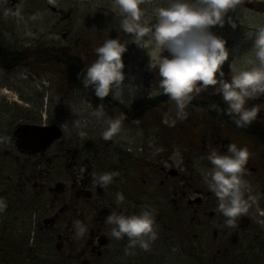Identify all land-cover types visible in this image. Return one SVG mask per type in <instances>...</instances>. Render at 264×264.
<instances>
[{"label":"flooded vegetation","instance_id":"flooded-vegetation-1","mask_svg":"<svg viewBox=\"0 0 264 264\" xmlns=\"http://www.w3.org/2000/svg\"><path fill=\"white\" fill-rule=\"evenodd\" d=\"M166 4L167 0H144L142 19L148 25L154 24V9ZM235 9H245L264 18V0H239ZM236 14L233 9L229 10L226 20L231 17L239 23ZM0 16L2 21H31L38 17L51 23L46 34L28 43L7 46L0 39V44L14 52L16 59L11 71L0 65L5 74H21L27 79V75L33 77L30 71L57 70L62 73V81L64 74V81L75 85L73 71L85 70L97 58L95 48L104 40L116 37L128 45L123 57L125 69H144L149 58L147 51L151 45L145 48L139 45L147 42L152 33L137 42L133 33L125 32L120 27L121 16L114 10L113 0H0ZM74 23H80V27L74 28ZM136 54L140 58L132 61V55ZM161 54L168 53L164 50ZM152 70L155 91L160 78L158 68ZM217 77L220 79L219 74ZM223 78L230 79L225 74ZM217 89L218 84L193 92L184 117L177 115L176 102L168 95L162 92L152 95L145 87L142 90L148 94L143 92L131 104H121L110 97L115 106L108 110L109 116L125 113L121 132L108 141L109 147L115 150L111 156L104 151L105 143L100 142L96 148L84 136L68 133V124L63 121H60L62 124L58 120L38 123L24 110L28 119L17 120L12 130H5L11 138L0 137V188L5 186V190H0V200L9 194L15 205L9 208L12 222L20 219V227L27 231L33 225L44 238L48 253L40 264H193L198 247H205V241L201 245L197 241L204 239L203 234L210 230L212 240L217 241L216 249L211 252L210 247L204 251L200 264H241L240 256H234L232 249L240 240L244 242L250 237L257 219L255 207L254 212L248 209L245 216L237 217L235 223L224 224L218 198L206 179H200L191 166L198 158L200 163L209 164L208 155L212 150L223 153L229 143H235L238 147L247 146L250 152L244 171L249 170L251 175L257 174L264 181V142L257 137L264 135V95L250 99L247 104L260 106L257 119L239 127ZM156 124L159 125L153 136L145 133ZM22 125H54L61 133L44 149L27 153L15 145L14 132ZM163 125L166 127L162 128ZM131 131L146 135L135 139ZM252 157L262 164L260 168L256 159L255 166H251ZM123 163L128 167L122 168ZM3 166L9 171L5 177ZM11 166L14 167L10 171ZM104 172L114 176L111 183L102 187L93 180L92 174ZM243 177L247 179L244 191L248 197L251 195L248 190L254 196H264V187L248 180L244 172ZM118 192L125 196L122 204H117ZM145 206L155 210L157 238L148 250L136 246L126 252L128 238L112 237V225L105 219L113 211L133 214ZM3 211H6L4 206L0 217ZM215 219L218 229L211 228ZM77 221L87 227L83 236L76 234ZM13 245L2 248V256L13 264H21L14 254V248L18 249ZM51 246L55 247L53 256ZM25 257V263L35 262L32 254Z\"/></svg>","mask_w":264,"mask_h":264},{"label":"clouds","instance_id":"clouds-1","mask_svg":"<svg viewBox=\"0 0 264 264\" xmlns=\"http://www.w3.org/2000/svg\"><path fill=\"white\" fill-rule=\"evenodd\" d=\"M239 0H167L166 6L154 9L156 22L148 25L143 20L144 0H113V8L121 16L120 27L127 33H133L137 42L149 32L152 38L140 44L142 48L151 45L147 54L150 57L149 68H158L159 85L154 92L166 94L176 102L177 115L186 116L185 107L192 99V93H199L208 85H217V91L227 105L239 127H245L255 121L260 113L259 105L247 106L250 99L264 95V24L258 25L249 37L253 39L248 52L254 60L250 66L233 67L230 79H224L222 66L229 61L228 41L212 29L224 27L226 23L236 27V22L226 16L235 9ZM166 50L167 55L161 53ZM97 58L87 66L83 83L91 86L101 100L108 97L121 104H131L139 85L135 77L127 76L124 54L128 45L116 38H108L95 48ZM154 62V63H153ZM232 67V65H230ZM219 74L220 79H218ZM126 76L128 82L126 83ZM125 90L128 98L125 97ZM92 115L104 122L102 137L110 140L122 130L125 113L119 116H106L101 104L93 109ZM250 156L247 146L238 147L229 143L226 152L212 150L208 155L212 167L204 173L209 188L219 200V210L227 218L229 225L248 210L245 199L247 182L243 172ZM93 180L99 186L111 183L114 173H93ZM125 196L118 192L117 204H122ZM3 203L0 202V210ZM112 225L111 236L116 239L128 238L126 252L136 246L144 250L150 248L157 238L155 210L145 206L138 213L125 214L113 211L106 217ZM87 227L76 222V234L83 236Z\"/></svg>","mask_w":264,"mask_h":264},{"label":"rangeland","instance_id":"rangeland-1","mask_svg":"<svg viewBox=\"0 0 264 264\" xmlns=\"http://www.w3.org/2000/svg\"><path fill=\"white\" fill-rule=\"evenodd\" d=\"M233 10L237 12L236 15L240 19L239 23L234 20L236 22L235 28L231 27L228 23H226L224 27L218 25L213 26V30L218 35L225 37L228 41L227 46L230 49V57L229 61L225 62L222 66L224 74L228 77H231L233 67L250 66L247 61L254 60V56L248 52L253 44V39L249 37L256 31L258 25L264 24L263 16L258 18L255 14H252L245 9H243V11H237V9ZM1 17L2 16H0V18ZM50 24L51 23L48 21L41 20L38 17H35V19L31 21L0 20V39L3 44L7 46H17L28 43L32 38L38 39L46 34L48 31L47 29L50 28ZM72 25L74 28L80 27V23H74ZM101 26H104V24L101 23ZM91 27L93 28L94 25ZM150 38H152V36H149V39ZM137 55L138 54H136V56L132 55V61L140 58ZM149 62L150 57L148 58L145 68L141 70H134L133 67L124 69L127 76L135 77L134 83L139 85V89L134 98L143 95V92L147 93V91L142 90L144 87L152 92H149L150 94L154 95L155 87L152 86L151 82L154 78L151 75L153 73V67H151V69L149 68ZM230 65H232V67H230ZM20 71L24 72V74L27 72L24 70H18L17 72ZM46 71L37 70L36 72L34 71V73L33 71H30L32 72L33 77L27 75L28 78L23 79L21 74L18 76H16L15 73L5 74L0 70V137L7 136L11 138V134L8 133V131L15 127L14 122L17 120L21 121L23 119H28V115L30 117L33 115V119L38 123H43V121L49 122V120H58L59 123L62 124L60 121H63V123L68 124V133L72 134L73 132L80 136H84L85 139L96 148L100 142H102L101 144L105 143V153H109L110 156L115 153L112 146L109 147V140H105L101 135L105 126L104 122L102 120H97L95 116L88 114V103L85 101L88 100V98L86 95L77 90L75 85L69 84V82L66 83L67 81H64V74L62 81V73L60 71L51 70L50 73ZM127 76L126 83L128 82ZM151 86L153 87L152 89L150 88ZM109 97H112V95L109 94ZM125 97L126 99L128 98L127 90H125ZM12 100L17 101L14 102ZM24 110H28V115ZM105 114L106 116H109L108 113ZM81 116L82 118H80ZM157 125L159 124H156L152 129L146 130L145 133L149 132L151 133V136H153V134L156 133ZM164 127L166 126L163 125L162 128ZM6 129H8L7 133L5 132ZM133 134L132 137L135 139H141L142 136L146 135H142L140 132H133ZM180 137H183L182 133L180 134ZM126 139L129 140L128 137ZM252 158L254 159H252L251 166H255L253 161L256 159L257 165L260 168L262 164L259 160L255 157ZM13 167L14 166H11L10 171ZM121 167H128V164L123 163L121 164ZM191 167L194 168L195 174L200 179H205L204 173L207 169L211 168L212 165L211 163H200L198 158L195 163H192ZM6 174L9 175V171L7 168H4V177ZM251 174L252 173L249 170L244 171V175L247 176L248 180L255 181L260 187H264V181L260 176L257 174ZM243 179L247 182L246 178L243 177ZM3 189L5 190L4 185H2L0 190ZM248 191H250L249 194L251 195L248 197L245 193V199L247 201V207L250 209L249 212H254L252 210L255 207L256 211L254 212V216H256L258 220H262V222H256L257 219L255 217L256 221L254 220L255 224L253 223L252 229L250 230V237L244 242L240 240L232 249V253L234 256H240L238 261H241V264H264V216L259 215L260 211L264 213V206H261V204H264V196H254L251 193V190ZM0 202L3 203L5 209L8 207L6 211H3V213L5 212L6 214H3L2 217H0V240L2 241L0 244L3 245V248H6L9 244H14V246L20 250L25 249L30 245L29 254H33L35 258V262L32 264H40L41 261L46 260L47 258L45 254L48 253L46 252V246L48 247V245H46L47 243L44 241L41 234L36 232L33 225H31L32 227H30L28 231L25 228L22 229V227H20V224L22 223L20 222V219L12 222L13 215H9L11 214L9 208L11 205H15L12 203L9 194H4V197ZM220 215L224 219L223 223H227V218L223 214ZM245 215L246 213L241 216ZM216 219L211 223V228L213 229L219 228ZM8 229L14 230V232H9ZM197 233H199L198 229ZM203 236H205V238L198 240L197 245H201L205 241V247H198L200 250L197 251L195 262H193V264H200L204 251L207 252L210 247L211 252L216 249L217 241L212 240V230H210L209 233L205 232ZM51 247L50 254L53 256L55 253V247ZM21 251L25 254L24 250ZM14 253L17 254L16 249H14ZM19 258L24 259V256ZM0 264H5V262L1 261ZM24 264L27 263L24 262ZM49 264L53 263L49 262Z\"/></svg>","mask_w":264,"mask_h":264},{"label":"trees","instance_id":"trees-1","mask_svg":"<svg viewBox=\"0 0 264 264\" xmlns=\"http://www.w3.org/2000/svg\"><path fill=\"white\" fill-rule=\"evenodd\" d=\"M0 53L2 55V56L0 55V65L4 64L7 71H11L16 65L15 53L12 52L9 48L2 46V44H0ZM73 73H74L73 74L74 84L76 86H78L79 88H81L82 90H84L86 97L91 101L94 108H97L98 106H100L102 104L104 106L105 113H107L108 110H110L111 108H113L115 106V101L112 100L109 96L105 97V98H103V100H101V98H99L95 95V92L91 86H85V84L83 83L85 70L81 71V70L77 69V70L73 71ZM257 137H258V140L260 137V139L264 142V135L263 134L257 135ZM1 168L2 167H0V169ZM4 168H6V167L3 166V169ZM1 214L3 215V212H1ZM0 243H2L1 240H0ZM28 246H30V245H28ZM13 247H14V245H13ZM2 248H3V245H0V262L3 261V262H5V264H13V262L10 261L8 259V257L2 256V255H4L2 250H1ZM21 250H24L25 254H23V252ZM16 252H17L16 256H18V257L24 256V259L19 258L21 264H24V262L27 260L25 255H28L30 253V247H27L25 249L16 250ZM33 260H35L34 256H33Z\"/></svg>","mask_w":264,"mask_h":264},{"label":"water","instance_id":"water-1","mask_svg":"<svg viewBox=\"0 0 264 264\" xmlns=\"http://www.w3.org/2000/svg\"><path fill=\"white\" fill-rule=\"evenodd\" d=\"M60 133V129L55 126L22 125L14 132L15 145L19 150L27 153L37 152L57 140Z\"/></svg>","mask_w":264,"mask_h":264},{"label":"built area","instance_id":"built-area-1","mask_svg":"<svg viewBox=\"0 0 264 264\" xmlns=\"http://www.w3.org/2000/svg\"><path fill=\"white\" fill-rule=\"evenodd\" d=\"M88 110L91 112V114H92V108L90 107V105L88 104Z\"/></svg>","mask_w":264,"mask_h":264}]
</instances>
